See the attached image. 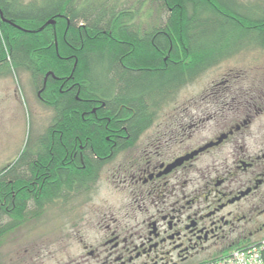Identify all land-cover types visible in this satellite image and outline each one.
<instances>
[{
	"label": "flooded vegetation",
	"instance_id": "af4514ba",
	"mask_svg": "<svg viewBox=\"0 0 264 264\" xmlns=\"http://www.w3.org/2000/svg\"><path fill=\"white\" fill-rule=\"evenodd\" d=\"M253 49L260 53L253 65L228 69L189 98L184 86L164 91L159 103L150 99L149 119L135 136L106 126L109 133L97 136L104 149L97 151L89 129L64 136L37 89L53 117L33 149L0 165L4 219L37 222L49 207L69 206L76 221L68 232L77 251L66 264H200L260 247L264 47ZM86 121L91 128L92 119ZM48 138L50 150L44 148ZM20 163H32L34 175L22 167L12 175ZM104 182L110 193L96 204Z\"/></svg>",
	"mask_w": 264,
	"mask_h": 264
},
{
	"label": "trees",
	"instance_id": "16d2710c",
	"mask_svg": "<svg viewBox=\"0 0 264 264\" xmlns=\"http://www.w3.org/2000/svg\"><path fill=\"white\" fill-rule=\"evenodd\" d=\"M129 1L0 0V77L28 76L35 92L43 89L64 136L89 129L94 151L104 149L97 136L108 128L139 133L150 99L159 103L164 91L195 82L245 49L264 47V0ZM98 119L111 122H93ZM32 139L25 150L34 148ZM20 167L36 172L32 163H20L12 175ZM4 190L0 180V196ZM4 214L0 200V248L24 225Z\"/></svg>",
	"mask_w": 264,
	"mask_h": 264
},
{
	"label": "rangeland",
	"instance_id": "374dc122",
	"mask_svg": "<svg viewBox=\"0 0 264 264\" xmlns=\"http://www.w3.org/2000/svg\"><path fill=\"white\" fill-rule=\"evenodd\" d=\"M240 54L186 85L187 98L199 89H205L228 69L253 65L260 53L249 48ZM52 117V112L39 102L28 76L0 77V165L9 155L13 157L24 150L31 137L34 142L38 134L45 133ZM109 193L108 184L104 182L96 194L98 199L95 203L99 204ZM73 220L76 221L69 206L49 207L48 215L42 220L26 223L4 239L0 248V264H66L69 256L77 251L68 232Z\"/></svg>",
	"mask_w": 264,
	"mask_h": 264
},
{
	"label": "built area",
	"instance_id": "2783aa9c",
	"mask_svg": "<svg viewBox=\"0 0 264 264\" xmlns=\"http://www.w3.org/2000/svg\"><path fill=\"white\" fill-rule=\"evenodd\" d=\"M200 264H264V243L260 247L251 248L248 251L235 250L217 261Z\"/></svg>",
	"mask_w": 264,
	"mask_h": 264
},
{
	"label": "water",
	"instance_id": "95a60500",
	"mask_svg": "<svg viewBox=\"0 0 264 264\" xmlns=\"http://www.w3.org/2000/svg\"><path fill=\"white\" fill-rule=\"evenodd\" d=\"M55 24V21H49L47 25H54ZM46 25V26H47ZM45 27L41 28L40 30H43Z\"/></svg>",
	"mask_w": 264,
	"mask_h": 264
}]
</instances>
